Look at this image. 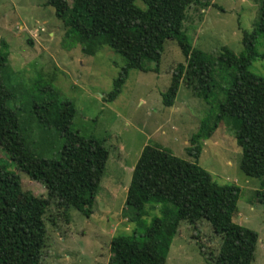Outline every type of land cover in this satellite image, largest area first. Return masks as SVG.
<instances>
[{"label": "trees", "instance_id": "16d2710c", "mask_svg": "<svg viewBox=\"0 0 264 264\" xmlns=\"http://www.w3.org/2000/svg\"><path fill=\"white\" fill-rule=\"evenodd\" d=\"M197 3L199 0L44 1L61 21L62 41L79 44L86 55L104 44L122 57L123 64L104 101L117 96L129 69L156 71L166 39L176 43L183 60L172 68L169 83L160 93L164 106L173 104L182 81L197 97L209 101L215 88L214 63L222 61L233 70L231 80L221 87L222 98L215 111L201 118L189 135L188 159L155 144L142 146L120 211L132 227L129 234L110 238L106 264H163L181 220L191 225L193 237L201 220L218 237L216 252L207 255L209 264H249L253 260L256 232L232 220L239 187L213 181L197 158L202 141L219 122H225L240 148L239 168L249 177L264 175V77L248 68L258 56L255 43L264 36V0H259L256 24L250 31H241V51L234 54L222 47L217 58L192 47L182 30L186 9ZM5 61V53H0V148L19 171L43 185L44 194L23 190L17 173L0 164V264H41L46 211L52 208L68 220L67 209L72 206L88 217L108 151L100 139L71 129L74 104L49 86L43 88L47 96L32 100L27 112L40 133L52 129L60 137L58 154L44 158L30 149L17 110L8 103L12 91L1 79ZM255 200L264 206L263 187L255 190ZM146 205L147 222L143 219ZM198 248L204 254L200 244Z\"/></svg>", "mask_w": 264, "mask_h": 264}, {"label": "rangeland", "instance_id": "374dc122", "mask_svg": "<svg viewBox=\"0 0 264 264\" xmlns=\"http://www.w3.org/2000/svg\"><path fill=\"white\" fill-rule=\"evenodd\" d=\"M44 1L0 0V53L6 57L1 79L13 94L8 103L17 110L30 149L53 158L58 154L60 137L52 129L40 133L27 111L32 100L47 96L43 88L55 89L61 98L74 104L71 129L100 139L108 156L88 217L72 206L67 209L68 220L52 208L46 211V247L41 264H106L110 238L129 234L132 227L120 211L131 167L142 146L155 144L188 159L189 135L201 118L215 111L222 98L221 87L231 80L233 70L222 61L214 63L215 88L209 101L197 97L182 81L173 104L164 106L160 93L169 83L172 68L183 60L176 43L166 39L156 71L129 69L117 96L104 101L123 64L122 57L104 44L94 54L86 55L79 44L62 41L61 21ZM258 8L259 0H199L186 9L182 30L192 47L211 58H217L222 47L238 54L242 49L241 31H250L256 24ZM255 48L258 56L248 68L264 77V36L257 39ZM202 142L197 164L216 183L239 187L232 220L256 232L249 264H264V206L255 200V190L264 188V175L249 177L239 168L240 148L227 123L219 122L211 137ZM0 164L6 171L17 173L23 190L44 194L43 185L19 171L1 148ZM146 209L147 205L143 216L147 222L150 216ZM48 214L54 218L49 219ZM198 224L197 236L193 237L191 225L179 221L163 264H209L207 255L216 252L219 239L205 220Z\"/></svg>", "mask_w": 264, "mask_h": 264}, {"label": "crops", "instance_id": "0c3cea01", "mask_svg": "<svg viewBox=\"0 0 264 264\" xmlns=\"http://www.w3.org/2000/svg\"><path fill=\"white\" fill-rule=\"evenodd\" d=\"M212 135V134H211ZM211 137V136H210ZM202 144H203V142H202ZM136 160V159H135ZM134 164V163H133ZM133 166V165H132ZM131 169H132V167H131Z\"/></svg>", "mask_w": 264, "mask_h": 264}]
</instances>
